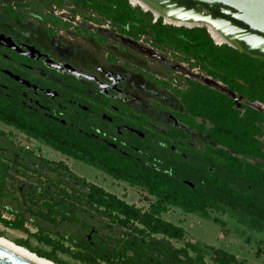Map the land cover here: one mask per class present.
<instances>
[{
  "label": "rangeland",
  "instance_id": "obj_1",
  "mask_svg": "<svg viewBox=\"0 0 264 264\" xmlns=\"http://www.w3.org/2000/svg\"><path fill=\"white\" fill-rule=\"evenodd\" d=\"M126 5L117 8L113 0H0V89L20 90L21 101L28 106L62 105V111L54 116L64 121L69 113L81 115L88 109L95 110V101L100 100L98 87L115 84V89H110L115 104L125 105L133 115L145 114L150 129L164 131L170 125L182 130L187 135L183 141L197 147L218 145L207 130L189 127L175 116L184 109L181 92L191 82L227 95L236 109L243 111V106H251L264 113L263 102L231 91L227 83L209 72L215 68L203 60L205 57L181 42L185 37L179 33L180 28H200L214 45H221L206 27L172 25L130 0ZM14 44L34 47L41 57L24 64L12 48ZM83 75L96 81L80 78ZM67 79L85 88L73 85L74 93L69 94L65 90ZM124 122L120 119L118 126L126 129ZM262 129L259 138L264 152V125ZM137 135L145 137L142 132ZM162 148H166L164 142L150 140L144 155L154 156L152 161L163 158L167 163L176 155L189 159L185 151L171 146L168 158L161 153ZM58 163L142 210H150L156 201L145 188L116 180L0 121V235L50 253L65 264H90V258L107 264L95 258L93 251L120 259L119 241L135 233L132 227L113 224L107 214L88 203L81 196L85 188ZM58 201L72 205L76 220L52 209ZM159 215L184 229L183 240L170 239L174 248L183 247L184 241L191 239L232 253L240 261L264 264V228H255L247 217L227 206L211 205L205 214L167 206ZM18 216L21 228L4 224L3 220ZM203 258L205 264H215L208 254Z\"/></svg>",
  "mask_w": 264,
  "mask_h": 264
},
{
  "label": "trees",
  "instance_id": "obj_2",
  "mask_svg": "<svg viewBox=\"0 0 264 264\" xmlns=\"http://www.w3.org/2000/svg\"><path fill=\"white\" fill-rule=\"evenodd\" d=\"M113 2L117 8L127 6L126 0ZM113 11L118 13L119 10ZM157 25H153L155 30ZM179 31L185 37L181 42L205 57L203 60L215 68L209 72L227 83L231 91L264 103L263 59L238 52L225 44L214 45L204 29L180 28ZM67 80L65 90L69 94L74 93L73 85L83 87L77 81ZM180 99L184 109L175 114L178 121L200 131L207 130L218 146H190L183 141L187 135L170 125H166L164 131L150 129L145 114L135 112L133 115L123 104H118L119 114L106 113L113 118L108 121L101 115L104 110H109L108 104L113 100L103 94L95 101V110L88 109L81 115L69 113L63 121L60 116H54L62 111V105L56 108L51 103L44 104V108L28 106L22 103L20 90L13 87L7 91L0 89V121L116 180L139 185L156 197L150 210H142L58 163L85 188L81 196L88 203L107 214L113 224L131 226L135 232L119 241L120 259L93 251L95 258L107 264H205V253L215 264H252L238 260L223 249L202 246L191 239H186L183 247L174 248L170 239L183 240L184 229L162 219L159 214L167 206L178 207L185 213L205 214L207 207L220 204L247 217L255 228H264V152L259 138L263 132L264 113L251 106H243V111L236 109L230 97L197 82H191L181 92ZM120 119L144 133L145 137H139L137 132L129 129L120 128L118 132L116 126ZM150 140L164 142L166 148H162L161 153L168 158L171 157V146L185 151L189 159L176 155L169 163L163 158L152 161L154 156L147 158L144 155ZM70 207L72 205L58 201L52 209L65 218L76 220V213H71ZM3 221L8 227L23 226L19 216ZM135 234L143 236L135 237ZM16 243L39 256L65 264L50 253L31 248L21 241ZM127 251L130 254H126ZM89 260L92 261L90 264H100L95 259Z\"/></svg>",
  "mask_w": 264,
  "mask_h": 264
},
{
  "label": "water",
  "instance_id": "obj_3",
  "mask_svg": "<svg viewBox=\"0 0 264 264\" xmlns=\"http://www.w3.org/2000/svg\"><path fill=\"white\" fill-rule=\"evenodd\" d=\"M196 4L205 3L211 9H219L221 13L230 16L233 20L243 23L244 26L236 25L232 20L214 16L208 13L214 20L219 22L236 39L238 47H232L245 52L251 57L264 60V0H193ZM159 3L169 7L185 9L179 0H159ZM192 10H198L193 6ZM187 10V9H186ZM190 10V9H189ZM0 264H26L15 257L0 250Z\"/></svg>",
  "mask_w": 264,
  "mask_h": 264
},
{
  "label": "bare ground",
  "instance_id": "obj_4",
  "mask_svg": "<svg viewBox=\"0 0 264 264\" xmlns=\"http://www.w3.org/2000/svg\"><path fill=\"white\" fill-rule=\"evenodd\" d=\"M135 6L151 12L155 18H162L164 22L186 27H206L218 44L238 47L236 39L219 22L208 15L206 10L178 9L175 6H165L159 0H130ZM0 250L15 257L26 264H58L46 257L37 255L27 247L15 243L11 239L0 235Z\"/></svg>",
  "mask_w": 264,
  "mask_h": 264
},
{
  "label": "flooded vegetation",
  "instance_id": "obj_5",
  "mask_svg": "<svg viewBox=\"0 0 264 264\" xmlns=\"http://www.w3.org/2000/svg\"><path fill=\"white\" fill-rule=\"evenodd\" d=\"M179 3L183 6V8H185L187 10L191 9L193 6L196 5V7L198 8V11L206 10L207 13H212L214 16L221 17V18H226L228 20H232L233 22H235L236 25L244 26L243 23H241V22H239L237 20H233L230 16H226L223 13H221V11L219 9H217V8L216 9L209 8L208 5L205 4V3H198V4H196L193 0H179ZM9 44L10 43H8V45ZM23 46H25V47H22L21 45L14 44L12 48L14 49V51L16 52V54H18L19 60L22 61L24 64H26L28 61H30V59H38V58L41 57V53H39L34 47H30V46L27 47V45H24V44H23ZM26 67H28V65ZM25 70L27 71L26 68H25ZM81 77L84 78V75L83 76H80V78ZM84 79L90 80V81H93V80L96 81L93 77H90V76H85ZM114 86H115V84L112 85V86L111 85H107V84L106 85H100V87H98L99 88V92H100V94H103L104 96L109 97L110 99H112L111 98L110 89H112V88L115 89ZM118 104L119 103L115 104L114 103V100H113V102L108 105V107H109L108 108L109 109L108 111L110 113H113L114 115L119 114L120 113V107H119ZM101 117H106V119L108 121H112L113 120V118L110 115H107L106 113H102ZM116 127H117V131L119 132L120 131L119 130L120 127L118 125ZM124 128L139 133L137 130L132 129L131 127H129L127 125H124Z\"/></svg>",
  "mask_w": 264,
  "mask_h": 264
},
{
  "label": "crops",
  "instance_id": "obj_6",
  "mask_svg": "<svg viewBox=\"0 0 264 264\" xmlns=\"http://www.w3.org/2000/svg\"><path fill=\"white\" fill-rule=\"evenodd\" d=\"M120 181V180H119Z\"/></svg>",
  "mask_w": 264,
  "mask_h": 264
}]
</instances>
